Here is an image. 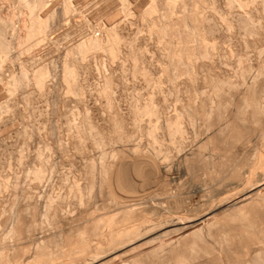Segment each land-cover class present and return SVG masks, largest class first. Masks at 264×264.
Masks as SVG:
<instances>
[{
  "label": "bare ground",
  "instance_id": "bare-ground-1",
  "mask_svg": "<svg viewBox=\"0 0 264 264\" xmlns=\"http://www.w3.org/2000/svg\"><path fill=\"white\" fill-rule=\"evenodd\" d=\"M72 1L78 3L80 0H18L22 7H25L28 14L27 22H23L26 30H24L25 32L23 31L24 33H16L14 30L10 36L12 17L9 15L5 16L0 11V66L9 58L12 46L15 44L22 45L24 41L29 43L32 39L35 43L38 39L45 40L53 31L52 29L55 27L57 28V26H61L65 34H70L71 31L75 29L79 31L84 29L86 23H82L79 19L76 20L77 18L73 19L69 17V15L73 16V12L75 11ZM131 1L135 4V12H138V15L140 14L143 20L163 8L164 12L161 11L162 14L160 18L150 16L152 19L149 17L150 19L147 24L149 32L154 33L158 41L165 45V55H163L165 58L160 56V59L159 57V66L164 75H168L169 77L170 71L172 72L171 76L174 78L182 74L187 76L186 86L180 87V90H178L179 86H176L175 92L192 90V92H194V97H196L198 93L204 94L209 92L208 96L200 101L201 107L205 103L209 105L208 112H206V114L208 113V122H205L208 128H206L205 133L197 137L198 139L196 138L197 140L195 139L196 141L193 140L194 143L186 137L188 126L193 123L195 116L205 112L207 109L206 107V109L203 110L204 107L201 109V107L196 105L197 103L195 104L193 102L194 106L193 108L191 107L192 114L188 117L184 116V114H186L184 107H181L180 114H177L174 118L164 115L166 114L164 113L167 101L166 98L154 99L153 97L150 102L144 103V105L141 104L142 106H140L138 102L137 104L135 102L130 113H128V115L123 114L116 104L117 98L116 95L113 94L115 90H113V92L111 91L113 89L112 85H115V77L112 76L111 74L113 73L110 74V72L104 74L103 83L98 87L100 88L98 92H101V94L106 93L108 96L106 97L108 101L107 105L110 107L114 106L116 110H113H115L114 114L116 115H114L112 123L110 122L111 125L105 122H99L95 119V116H88L87 120H85L87 125L86 129L83 130L82 128L84 126L82 127V125H80L76 130L75 138L80 142L78 147H85L81 142L86 137L92 138V144L97 148H100L106 143L129 141L133 135L136 134L135 129H139L138 121L141 120L139 118L143 117L142 115L145 114L151 115L157 120V122L155 120L156 123H150L151 125L146 128L147 134L157 146H153L155 148L152 149V147V151L150 152H147L150 148L149 150L145 148L143 152L141 143L137 142L135 144L136 152H134L136 154L134 155L133 153V157H130V155L119 157V155L116 154L118 157L114 159L113 157L115 154L113 155L111 153L114 161H104L105 164L103 159L106 158L104 154L107 153H104V151L98 153L101 158L103 155L105 158L101 159L99 156L100 160L97 156L96 158L98 161L96 158V160H91L89 190H91V194L96 190L94 188H96L97 182L95 183L94 180L97 179H95V177L98 174L100 178V182H98V184L100 183L98 185L99 192L103 191L107 185L108 188H110V200L112 201L110 204L113 205V212L111 214L94 217L90 221H85L81 224L68 225V233H66L67 235L69 234L68 238H65L64 230L56 234L54 232V234L51 235H42L35 239L34 235L33 237L29 235L32 234V230L37 228V226L42 227L50 218L55 219L62 212V208L53 201L48 200L44 202L43 206L45 207V212L42 211L43 214L40 216L39 222L34 221L23 229V232L28 234L26 237L28 240H26V242H30L29 249H32L30 252L31 254L24 258H31L30 261L34 260L38 264H60L52 262L51 259L64 253L61 250L62 247L60 249H58V247V250L54 253L51 251V253H44L43 251L47 244L52 241L56 243L55 246L58 242L64 246H71L70 249H67V258L65 261H62L63 264H264V151L261 152L259 150L261 149L259 146H262L260 143H258L259 146H250L255 136L252 134L253 131L258 125L263 126L264 123V79H262L264 76V11L262 15H260L258 13L259 4H256L257 6L254 5L253 7L250 5L251 8L247 11L245 10V12H239L243 7L248 6L250 3H254L255 1L253 2V0H210L209 4L214 8H219L224 4L225 16L222 20L224 21L225 31L223 30V35L235 45H233L234 51H232L230 47L232 51L230 52L229 50L228 53L230 58L225 59L222 58V56L220 58V55L216 53V38L218 39L219 37L217 32L220 26L219 19L215 17L217 14L214 16L212 13H205L199 10V7H201L200 4L205 6L204 4L207 2H203V4L201 0H181L180 12L177 14L175 8H177L176 3L179 0ZM259 3L264 9V0H260ZM144 4H149V7L142 9ZM188 4L193 7V10H190L191 12L189 13L186 11ZM203 8L204 7H202V9ZM237 8L240 9L238 10ZM128 12H126V14L132 13ZM65 15L71 19V21L68 19L69 21L66 22V25L63 24L65 19H63V17ZM121 29L122 28L118 26L105 25L102 30H100L101 33L95 34V31L94 33L88 32L86 38L66 48L67 50H65L64 55L65 61L63 64L64 73L62 77L66 83V90L68 93H72L74 96L78 97L83 96L85 93L83 75L87 70V63H84V59L89 52L107 50L111 57L110 59L114 60L115 57L118 58V55L122 52L121 44L127 40V37L123 35ZM52 48V46L48 48V54L51 58L54 54V49L52 50ZM134 50H131L129 54L134 60H137L138 53L135 54ZM234 52L236 54L235 57L233 56ZM252 52L256 53L255 62H248L249 64L243 66V62ZM69 57L72 59L68 60ZM140 57L141 59L145 58L143 55ZM221 63L227 66H234V68H232V71H229L226 67L218 70L217 68L221 66ZM137 68H135V72L140 71V69ZM50 69V67L44 65L39 70L37 69L38 71H33L32 74H30L28 70L21 71V77H15L13 74L10 79L7 81L5 80L9 92H14L21 84L24 83L27 85L30 81L41 89L48 88L49 90L50 85L48 86V84L50 83H47V76L51 71ZM141 69L144 72L145 69ZM205 70L209 73H205ZM249 72L251 76L249 77L250 80L248 84L246 74L248 75ZM236 75L239 76V79L234 78ZM161 77L157 79L159 86L162 84ZM169 80L171 79H168V81ZM157 83L154 84L157 85ZM211 84L212 87H210ZM207 87H210L211 90L206 89ZM199 95L200 94H198L197 98ZM94 103L87 106L88 110L96 114L97 108ZM130 122H132L134 126ZM194 122H196V120ZM75 124V126H77V123ZM130 124L132 126H130ZM83 125H85V123H83ZM140 130H142V128H140ZM174 135H178L176 141L177 145L174 149L175 152L168 148L163 149L162 143L165 141V136L170 137V141L171 137ZM260 135L264 137V130H262ZM261 138L262 137H260V139ZM187 140L189 142L192 141L191 144H189ZM132 149V151H135V148ZM114 152L115 151H113V153ZM200 161L211 163L212 167H210L212 168V172L215 173V177L212 176L213 178L210 179V186L214 187L215 194L209 193L211 189L207 192L205 184L197 185L193 182L190 184V189H194L196 192L200 190L204 193V196H202L204 197V202L210 201L204 210H200L198 207L188 208L185 205L186 199L183 195L189 193L191 190L186 191V188L183 190L184 187L181 186V179L183 177L185 179L186 177L188 178L191 175V167L194 163ZM161 182L164 183V186L155 187ZM104 184L107 185L105 186ZM153 187L158 189L157 192L163 187V192L161 190L162 193L159 192L160 194H157ZM78 189H76L77 192ZM100 195L101 194H99V196ZM94 199L95 198H93V200ZM171 202H176L177 206L175 209L167 210L163 205L164 203ZM38 204L41 205V203L35 201L32 205L36 208ZM161 207H164L166 210L162 212ZM150 211L153 212L154 215L151 214L153 216L149 215ZM16 214H18V212H16ZM13 215L16 218L19 214L16 216L15 214ZM119 215L122 216L121 220H118L119 217L117 218ZM11 217L13 216L11 215ZM18 217L20 218V216ZM18 217L17 219H19ZM16 224L15 222L14 226ZM11 226H13V224ZM11 226L9 228H11ZM9 230H11L10 232L12 235H17L21 232V229L14 230L11 228ZM10 232L8 231L1 239H5V241L8 237L12 239ZM98 236L101 240L94 244L92 238H97ZM8 245H10L9 242ZM5 248L2 245L0 247V264L23 263L24 259L21 258V261L19 257V255L23 254H19V249L21 247H18V251L16 249V251L11 253L10 259V254H5ZM13 248L15 249V246ZM20 250L22 251V249ZM34 261L33 263L35 264L36 262Z\"/></svg>",
  "mask_w": 264,
  "mask_h": 264
},
{
  "label": "rangeland",
  "instance_id": "rangeland-1",
  "mask_svg": "<svg viewBox=\"0 0 264 264\" xmlns=\"http://www.w3.org/2000/svg\"><path fill=\"white\" fill-rule=\"evenodd\" d=\"M9 1L10 0H0V11H1V13H3V15H5V16L9 15L12 17L11 18L12 19L11 20V28H10L11 30H10L9 36L12 34V31L14 32V30L16 33L17 32L24 33L25 32L24 30H26V28H24L25 25L23 22H27V20H28L27 11H26L25 7H22V5L18 2V0L17 1L11 0L10 2ZM201 2L202 3L207 2L208 4L203 3L205 6H202V4H200L201 7H199V10L204 11L205 13H210V14L212 13L214 16L217 14L215 17H217L219 19V25L220 26H219V30L217 32L219 37H218V39L216 38V42H217L216 53H218L220 55L219 56L220 58L222 56V58L228 59V58H230L228 55L229 50H230V52L234 51V47H233L234 43L223 35L224 31H225L224 30L225 27L223 24L224 21L222 20V18L225 16L224 4L219 8H214V7H211L212 6L211 4H209L210 0H201ZM253 2L254 3H250L248 6L243 7L242 9H240V8H237V9L238 10L240 9L239 12H245V10L247 11L248 9L251 8V6L253 7L256 4L257 5L259 4L258 5V13L260 15H262L264 9L260 6V3H259L260 0H253ZM176 4H177V8H175V10L177 11V14H179L181 0L177 1ZM73 5H74L73 7L75 8V11L73 12V16L69 15V17L70 18L72 17L73 19L77 18L76 20L79 19V21H81L82 23H86V26L84 27V29H81L80 31L75 29L77 32L75 30H73V31H71L70 34L66 33L67 34L66 35L63 32V30L61 29V26L60 27L57 26V28L55 27L54 29H52L53 31L51 30L52 32L50 31L51 33L49 32L50 34L48 33L49 34L48 38H46L45 40H39L38 39L35 43V41L32 39L31 42H29L30 40L27 41L29 43H26V41H24V43H22V45L21 44H15L12 46V49L10 52L11 55L9 54V58L7 60H5L6 63L4 61L2 63V65L0 66V101H2V102H0V113H1L0 114V197H1L0 198V232H1L0 233V240H1L0 243L2 242L0 244V247H1V245L4 248L6 247L5 248L6 249L5 254H7V253H8V255L10 254L9 259L11 257V253L13 251H16V249L18 251V247H21L20 249H22V251L19 249V254H21V253H23V254L19 255V257H20V259L21 258L24 259L23 263L20 262L21 264H34L33 263L34 260H31L32 261L31 262L30 261L31 258L27 259V257H28L27 255L31 254L30 252L32 249L31 250L29 249L30 248V242L29 241H28V243L26 242V240H28V238H26L28 236V234L26 232H23V229H25V227L28 224H30L34 221L39 222L40 216L43 214V212H45V210H44L45 207L43 206L44 202L51 200L54 203H56L60 208H62V212H61L62 215L60 214L59 215L60 217L58 216L55 219L50 218L51 222H50V220H48V222L45 223L42 227L37 226V228L32 230L33 231V232L31 231L32 234H29V235H31L32 237L34 235L35 239H36V237L39 238V236H42V235H51V234H54V232L56 234L57 232L59 233L60 231H64V230H65L64 231L65 235L64 234L63 235L65 236V238H68L69 234L68 235L66 234V233H68L67 232L68 225H76L78 223L81 224L85 221H90L94 217H99V216L111 214L113 212V210H112L113 205L110 204V203H112V201L110 200V196H111L110 188H108L107 184H106L107 186L104 184L106 187L105 186H104L105 188L103 187L104 189H103V191H101L102 193L99 192V186L98 185L100 183L98 184V182H100V178H99L98 174L95 177V179L96 178L97 179L94 180L95 183L97 182V184L95 186L96 188H94L96 190H94L92 192L93 194H91V190H89L90 189L89 184H90V180H91L90 162L92 163L91 160L95 159L97 156H98L97 157L98 159L101 158L100 154H98V153H101L102 151H104V153H107V154H104L106 158L104 157V155L102 156V158L107 159V160L103 159V162L104 161L105 162H113L114 159L118 157V155H119V157H122L123 155H125V156L130 155V157H133L136 154L134 152H136L135 144L137 142L141 143V149H143V152L145 151L144 150L145 148L148 150L150 148L149 151L146 150L147 152H150V151H152V149H154L157 146V144H155L151 140L152 138L146 132V128L149 127V125L156 123L157 120L153 116H151V115L149 116L148 114H145V115H142L143 117L139 118L141 120L138 119L139 120L138 121L139 129H135L136 134H134L133 137L129 141H123L124 143L123 142H120V143L117 142L118 144L116 142L106 143L105 145L101 146L100 148L99 147L97 148L95 145L92 144V138L86 137L84 135L86 138H84L85 140L83 139V141L81 143L86 148L85 147H83V148L78 147L80 142H78L77 138H75L76 130L78 127H80V125H82V127L84 126L82 128L83 130L86 129L87 125H86L85 120H87L88 116L89 117L95 116V119H97L99 122H105V123L111 125L110 122L112 123V120L114 119L113 117H114V115H116V114H114L115 110H116L114 108V106H112L113 107L112 108L109 105H107L108 101H107L106 97H108V96L106 95V93L101 94V92H98L100 90V88H98V87L103 83L102 81H103V77L105 76L104 74L109 73V72H110V74L111 73L114 74V75L113 74H111V75L115 77L116 81H114L115 85L114 84L112 85L113 89L111 91L113 92V90H115L114 91L115 93H113V94L116 95V98H117L116 104H117V106H119V110L123 114H126V115H128V113H130L131 108L135 104V102H136V104L138 102V104H140V106H142V105H144V103L146 104V103L150 102L151 99H153V98L154 99L166 98L167 101H166V106L164 108V110H165L164 113H166V114H164V115H166L170 118H172V117L174 118L177 114H180L181 107H184L185 108L184 110L186 113V114H184V116L188 117L189 115L192 114L191 111H192V108L194 106L193 103H195V104L197 103L196 105L201 107L200 101L205 99L206 96H208V94H209V92H206L204 94L198 93V94H200L198 97L200 100L197 98L198 94L196 97H194V92H192V90L180 91V92H178L179 93L178 94L177 92H175L176 86L177 87L179 86L178 90H180V87L186 86L187 76L182 74L181 76L179 75L180 77L177 76L176 77L177 79H176V78L171 76V73H172L171 71L169 74L170 77L168 75H164V73L161 71V68L159 66L160 65L159 64L160 63L159 57L165 55V53H164L165 52V45L158 41V39L156 38L157 36L154 33L149 32L147 24H148L149 19L150 18L152 19V17L160 18L162 12H164L163 8L159 9L157 12H155V14L153 13V15L152 14L149 15L147 19L143 20L142 17L140 16V14L138 15V12L137 13L135 12V10H134L135 4L131 0H122V2H121V0H109V1L108 0H80L78 3L73 2ZM148 5L149 4H144L142 9L148 8L149 7ZM21 7H22V9H21ZM202 7H204L205 9L204 8L202 9ZM128 10H129V12H132V13H129ZM190 10L192 11L193 7L188 4L186 11H188V13H189V12H191ZM6 11H7V13H6ZM12 12H13V14H12ZM126 12H128L129 14H126ZM10 14H12L13 16ZM95 16H96V18H95ZM150 16H152V17H150ZM69 17L67 15H65L63 17V19L65 18L63 21V24L66 25V22H68L69 21L68 19H70ZM13 20H14V22H13ZM70 21H71V19H70ZM69 23H71V22H69ZM105 25L106 26L107 25L118 26L119 28H122L121 30H122L123 35H125L127 37L126 38L127 40L121 44L122 45V52L118 55V58L115 57L114 60L110 59L111 57L109 56V52L107 50H104V51L100 50L97 52L96 51L89 52L86 55V58H85L86 60L84 59V63L85 64L87 63L86 64L87 70L83 75L84 76L83 80H84V86H85V93L83 94V96H80V97L74 96V94H72V93L70 94L67 92L66 83L62 77L63 73H64L63 64L65 61V56H64L65 50H67L66 49L67 47L73 46L79 40L81 41L82 39L86 38L88 32L94 33V31H95V34L101 33L100 30H102V28ZM119 25H121V26H119ZM133 32H134V34H133ZM135 33H136V35H135ZM242 34H243V30H242ZM150 37H152V38H150ZM237 40H238V38H237ZM37 42H38V44H37ZM137 42H139V43H137ZM39 43H41V44H39ZM50 46L53 47L52 50L54 49L53 50L54 54L52 53L53 54L52 58L48 54V51H49L48 48ZM230 47L232 48V51H231ZM131 50H134L135 54L138 53L137 54L138 55L137 60H134L132 58V56L129 54V53H131ZM143 50H145V51H143ZM141 53H142L143 57L145 56V58L142 57L143 59H141V57H140V56H142ZM233 54H234L233 56L235 57L236 56L235 52ZM129 56H131V57H129ZM70 57H72V56H70ZM70 57L68 58V60L72 59ZM255 57H256V53L252 52L246 58V60H245L246 62L245 61L243 62V66H245L251 62L254 63ZM163 58H165V56H163ZM160 59H161V57H160ZM36 64H38V65H36ZM44 65H47L48 67L51 68L50 69L51 71L49 72V75L47 76V83H50V84H48V86L50 85L49 90H48V88L41 89V88L37 87V85L35 83L30 81V83H28L29 85L28 84L26 85L23 83L14 92H9L8 86L6 85V81L8 79H10L13 76V74L15 77H17V76L21 77V74H22L21 71H23V70H28L29 73L32 74L33 71L34 72L38 71ZM220 65H219L220 67L217 68L218 70L224 69V67H226V69H229V71H232V68H234V66L233 67L230 65L227 66L226 64H223V63H221ZM1 67H2V69L3 68L4 69L2 70ZM98 68H100V69H98ZM135 68L140 69V71L135 72ZM141 68L145 69L144 72L142 71ZM132 69H134V70H132ZM204 72L209 73V72H206V70ZM147 73H149V74H147ZM160 74L162 75V77ZM142 75H144V76H142ZM250 76H251L250 72L248 73V75L246 74V77L248 78V80H247L248 84H249V80H250L249 77ZM159 77L162 78L161 79L162 84H160V86L157 83V79ZM238 77H239L238 75L234 76L235 79H239ZM154 78H156V79H154ZM168 79H171V80L168 81ZM262 79H264V76L262 77ZM153 81H154V83H157V85H155L153 83ZM210 87H212V84ZM210 87H207L206 89L211 90ZM159 88H160V90H159ZM154 89H156V90H154ZM158 90H159V93H158ZM50 91H52V92H50ZM95 91H97V92H95ZM149 93H150V95H149ZM102 95L103 96L106 95V96L103 97ZM187 96H189V97H187ZM195 101H198V102H195ZM8 102H10V103H8ZM93 103L96 105V108H97L96 114H95V112L93 113V112H91V110H88V106L93 104ZM188 104H189V106H188ZM206 107H207V109H206ZM202 108H203V110L206 109V111L195 116L193 123H191V125L188 126L187 133H186L187 134L186 137L188 138V140H192V141L195 140L197 137H199L203 133H205L206 128H208L207 127L208 125L206 124L208 122V120H207L208 119V117H207L208 113L206 114V112H208L209 105L205 103L202 105L201 109ZM113 109H115V110H113ZM204 119H205V121H204ZM155 120H156V122H155ZM195 120H196V122H194ZM75 123H77V126H75L76 125ZM83 123H85V125H83ZM130 123L132 124V122H130ZM131 124H130V126L133 125V124L132 125ZM133 128H135V127H133ZM140 128H142V130H140ZM262 130H264V123H263V126L258 125L257 128L253 131L252 134L255 135L253 138L254 139L256 138V139L255 140L253 139V141H251V143H250L251 147H254L256 145L259 146L258 143H260L262 145L261 147L259 146V148L262 149V150L259 149L261 152L264 151V148H263L264 147L263 146L264 137L262 135H260ZM146 134H147V136H146ZM196 135H198V136H196ZM260 137H262L263 139L262 138L260 139ZM169 139H170V137L165 136V141L162 143V148L163 149L168 148V149H171L173 152H175L174 149H175V146L177 145L176 141L178 139V135L172 136L170 141H169ZM188 140H187V142L189 144H191L192 141L189 142ZM257 140L260 142H258ZM171 141L172 142L174 141L175 143L174 142L172 143ZM84 143H86V144H84ZM192 143H194V141ZM255 143H257V144H255ZM153 146H155V147H153ZM132 148H135V151H132L133 150ZM112 150L115 152L117 150L118 151L116 153L115 152L113 153ZM119 150H120V152H119ZM111 153L113 155L115 154L116 157L115 156L113 157V155ZM133 153H134V155H133ZM116 154H118V155H116ZM99 156H100V158H99ZM98 159H97V161H98ZM40 161H42V162H40ZM105 162H104V164H105ZM210 166L212 167V164L205 162V161L196 162L191 167V169H192L190 172L191 175L188 178L186 177V179L183 177L182 178L183 181L181 179V182H182L181 186L184 187L183 190L185 188H186V191L191 190V191H189V193H187L188 196H187V194H185L186 196L183 195L186 199L185 205L188 208H197L198 207L200 210H204L205 207L207 206V204L210 203V201H208V202L203 201L204 197H202V196H204L203 195L204 193L202 191L199 190L196 192L194 189H190V184L192 182L197 184V185L205 184V189L207 188L206 189L207 192H209V190L211 189L209 193L215 194L214 187L210 186V179L215 177V173L212 172V168ZM50 167L54 170H52ZM208 167H209V169L210 168L211 169L209 170ZM207 176H208V178H207ZM39 177H41V178H39ZM30 179H31V181H30ZM6 180H8V181H6ZM5 185H6V188H5ZM157 186H164V183L161 182L158 185H156L155 187H157ZM155 187H153V189H154V191H156L157 194H160L159 192H161V190L163 192V187H161L162 189L158 187L159 189H161L158 192H157L158 189ZM76 189H78V192L76 191ZM95 192H96V194H95ZM88 193H90V194H88ZM55 194H56V196H55ZM99 194H101V195L99 196ZM28 195H29V198H28ZM89 195H90V197H89ZM93 198H95V199L93 200ZM35 201L37 203L38 202L41 203V205L38 204L37 207L34 208V206L32 204ZM87 204H89V205H87ZM163 206L168 210V209H175L177 204H176V202H171V203H164ZM164 207H161L162 212L166 210V209H164ZM10 210L11 211L13 210V211L11 212ZM94 210H95V212H94ZM16 212H18L19 215L16 214ZM149 213H150L149 215L153 214V212H151V211ZM13 214H15V216L16 215L20 216V218L18 216H16V218H15ZM63 214H64V216H63ZM11 215L13 217H11ZM153 215H151V216H153ZM89 216L90 217L92 216V217L90 218ZM17 217L19 219H17ZM121 217H122L121 215L117 216L118 220H121L122 219ZM65 218H66V220H65ZM20 219H22V220H20ZM14 221L17 223L15 226H14V224H15ZM12 224H13V226H11ZM10 226L14 230H16V229L20 230L21 229L20 230L21 234L19 233L17 235H12V233L10 232L11 230H9V229H11V228H9ZM8 231L10 232V235L12 236V239L14 241L11 239V237L6 238V241H5V239H1ZM16 232H18V231H16ZM64 236H63V239H64ZM99 238H100L99 236L97 238L93 237L92 242L94 244L97 243L99 240H101ZM8 242L10 245H8ZM55 244L56 243H53L51 241L50 243L47 244V246L45 248L46 251L45 250H43V251H44V253H51V252L54 253L62 247L61 250L64 253H61L60 254L61 256L58 255L57 257L52 258L51 260H52V262L63 264L62 261H65L67 258V256H66V252H68L67 249H70L71 246L70 245L64 246L60 242H58L59 245L57 244L55 246ZM14 246H15V249L13 248ZM50 247L52 249L56 248L55 251H54V249L52 250ZM63 247L65 250L63 249ZM25 248H26V250H25ZM27 249L30 251H28ZM24 251H25V253H24ZM8 255H7V257H8ZM25 256H27V257L24 258ZM22 259H21V261H22ZM25 259H27V260H25ZM27 261L28 262L30 261L31 263L30 262L28 263ZM34 262H36V261H34ZM35 264H38V263L36 262Z\"/></svg>",
  "mask_w": 264,
  "mask_h": 264
}]
</instances>
